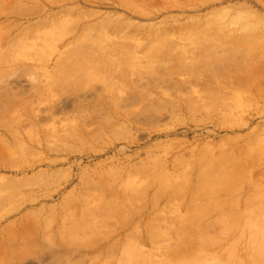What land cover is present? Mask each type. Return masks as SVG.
Returning <instances> with one entry per match:
<instances>
[{
    "label": "rangeland",
    "instance_id": "1",
    "mask_svg": "<svg viewBox=\"0 0 264 264\" xmlns=\"http://www.w3.org/2000/svg\"><path fill=\"white\" fill-rule=\"evenodd\" d=\"M0 264H264V0H0Z\"/></svg>",
    "mask_w": 264,
    "mask_h": 264
}]
</instances>
